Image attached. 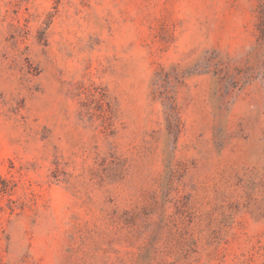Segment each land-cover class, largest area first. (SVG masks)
Here are the masks:
<instances>
[{
    "label": "rangeland",
    "instance_id": "1",
    "mask_svg": "<svg viewBox=\"0 0 264 264\" xmlns=\"http://www.w3.org/2000/svg\"><path fill=\"white\" fill-rule=\"evenodd\" d=\"M0 264H264V0H0Z\"/></svg>",
    "mask_w": 264,
    "mask_h": 264
}]
</instances>
